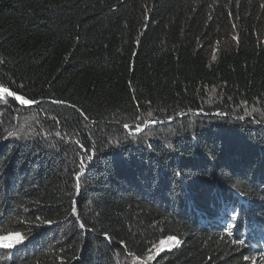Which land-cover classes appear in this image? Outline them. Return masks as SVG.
I'll list each match as a JSON object with an SVG mask.
<instances>
[{"label":"trees","instance_id":"16d2710c","mask_svg":"<svg viewBox=\"0 0 264 264\" xmlns=\"http://www.w3.org/2000/svg\"><path fill=\"white\" fill-rule=\"evenodd\" d=\"M0 87V264H264V0H0Z\"/></svg>","mask_w":264,"mask_h":264},{"label":"rangeland","instance_id":"374dc122","mask_svg":"<svg viewBox=\"0 0 264 264\" xmlns=\"http://www.w3.org/2000/svg\"><path fill=\"white\" fill-rule=\"evenodd\" d=\"M216 94L217 91L213 90L209 94V100L212 101H219V96ZM17 96V95H16ZM12 99L11 97L7 96L6 94L3 95V98L0 99V119L5 122V119H10L11 121L8 122V126L4 124L5 126L9 127L10 123V128L7 130V136L9 137H14V138H20L22 140H28L32 139L35 136L37 131L44 132V135H47V131L43 130L42 124L39 123L38 117H36V103H30L27 104V107H24V104H21L19 101H13L15 102L16 106H18V110L16 108H13L11 106V111L8 113V115L4 114L2 111L6 112L7 107L9 106L8 100ZM211 109L210 107H208ZM254 112L255 109L247 107L246 112H244L246 115H243L242 117L239 118H234L233 120H238V121H243L249 122L250 120L254 119ZM205 114L204 112L200 113H187V114H180L176 117H169L168 119L161 120L157 118H149L145 121H143L141 124H137L133 128H128L126 127L125 130L128 135L133 136V137H139L143 140H154V139H159L156 134L157 130L162 129L165 133V137L172 135L173 127L172 125L178 120V119H183V123L180 122L179 125L184 128V123L187 126L193 127L196 124V119L200 115ZM215 116H221V114H218L217 112L213 113ZM227 116V115H226ZM252 122V121H251ZM168 133V134H166ZM55 137H58L54 133ZM15 235V234H13ZM22 236V235H21ZM23 237V236H22ZM27 240H21L19 243H16L15 241H12V247L10 248H4L0 246V251L6 255L10 254L12 251L15 250V247L19 244L23 245L26 243ZM165 243L161 244L158 243L156 246H154L151 250V253L149 255L148 260L154 259L157 257L161 252L167 251L173 247H175L178 243L176 240H163ZM16 252V251H14ZM118 264H146V261L144 260H138L133 257L129 256H120L118 255L117 257Z\"/></svg>","mask_w":264,"mask_h":264},{"label":"snow or ice","instance_id":"6c2138e0","mask_svg":"<svg viewBox=\"0 0 264 264\" xmlns=\"http://www.w3.org/2000/svg\"><path fill=\"white\" fill-rule=\"evenodd\" d=\"M4 94H6L9 97L14 96V93L9 91L7 88L0 87V99L3 98ZM15 99L24 105L31 103V101L26 100L21 96H15ZM22 239H23V237L19 233H16L15 235L0 236V246H2L4 248H10V247H12V241L19 243ZM167 239L168 240H174L175 238L174 237H168ZM163 243H165V241H161V244H163ZM241 243H243V242L241 241Z\"/></svg>","mask_w":264,"mask_h":264},{"label":"water","instance_id":"95a60500","mask_svg":"<svg viewBox=\"0 0 264 264\" xmlns=\"http://www.w3.org/2000/svg\"><path fill=\"white\" fill-rule=\"evenodd\" d=\"M8 90H9V89H8ZM9 91H10V90H9ZM15 96H16V95L14 94V96H12L11 98H12L14 101H18V100L15 99ZM24 107H27V106L24 105Z\"/></svg>","mask_w":264,"mask_h":264}]
</instances>
